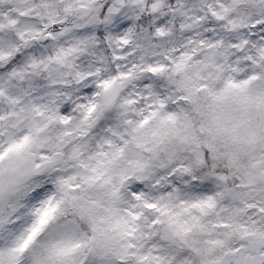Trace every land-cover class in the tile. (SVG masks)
I'll list each match as a JSON object with an SVG mask.
<instances>
[{
	"label": "snow or ice",
	"instance_id": "snow-or-ice-1",
	"mask_svg": "<svg viewBox=\"0 0 264 264\" xmlns=\"http://www.w3.org/2000/svg\"><path fill=\"white\" fill-rule=\"evenodd\" d=\"M0 264H264V0H0Z\"/></svg>",
	"mask_w": 264,
	"mask_h": 264
}]
</instances>
